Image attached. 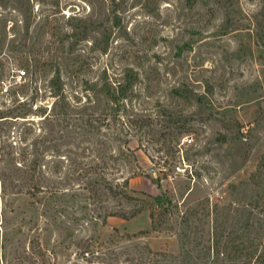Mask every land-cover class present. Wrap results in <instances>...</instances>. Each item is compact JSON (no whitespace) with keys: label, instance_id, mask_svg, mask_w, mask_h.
Here are the masks:
<instances>
[{"label":"rangeland","instance_id":"obj_1","mask_svg":"<svg viewBox=\"0 0 264 264\" xmlns=\"http://www.w3.org/2000/svg\"><path fill=\"white\" fill-rule=\"evenodd\" d=\"M12 69L0 264H264V0H0Z\"/></svg>","mask_w":264,"mask_h":264},{"label":"trees","instance_id":"obj_2","mask_svg":"<svg viewBox=\"0 0 264 264\" xmlns=\"http://www.w3.org/2000/svg\"><path fill=\"white\" fill-rule=\"evenodd\" d=\"M113 1H116V0H113ZM129 76H130V74H129ZM141 120L143 121L144 124H148V122H147L148 119L147 118H141ZM238 125L241 126L240 123H238ZM222 140H226L225 136H222ZM112 190H113L112 187H110L111 193H117L116 190H114V192H112ZM123 194H125L126 196L125 195L124 196L127 199H129V200H134V199L137 200L138 199L140 201V204H135L136 207H134L129 214H126V213L125 214H123V213L119 214L118 212H110V214H112V215H120V216H123V217H126L127 215L128 216H133V215L135 216L138 213H140L141 211H143L144 209L150 208V206H147L148 204L145 201H143L142 199L138 198L137 196H131V195L127 194L126 192L123 193ZM154 198H156V197H154ZM156 201H159V204H162V202L163 203L167 202V203L171 204V199H169L167 196L165 198L158 197V198H156ZM150 217L152 219L151 221H153L152 222V227L155 228L156 225L154 223L155 221H154V211L153 210L150 212ZM219 243H220L219 240H217V244H219ZM227 243L228 244L225 246L224 250H221L219 248V245H217L216 251L218 253L222 252V253H228V255H230L231 258L229 259V262H226L225 264H240V263L236 262L235 259L236 258L241 259L242 257H240V256L244 255L243 253H244L245 249L247 248L246 241L237 240V238L232 237V238H230V240Z\"/></svg>","mask_w":264,"mask_h":264},{"label":"built area","instance_id":"obj_3","mask_svg":"<svg viewBox=\"0 0 264 264\" xmlns=\"http://www.w3.org/2000/svg\"><path fill=\"white\" fill-rule=\"evenodd\" d=\"M25 77V69L10 70L9 74L0 79V93L4 95L10 94L13 90L12 88L17 84H21L25 80ZM191 141L192 139H189V142Z\"/></svg>","mask_w":264,"mask_h":264}]
</instances>
